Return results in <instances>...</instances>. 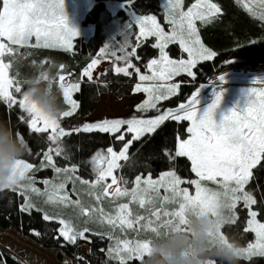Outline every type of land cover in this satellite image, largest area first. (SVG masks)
I'll return each mask as SVG.
<instances>
[{
  "label": "snow or ice",
  "instance_id": "1",
  "mask_svg": "<svg viewBox=\"0 0 264 264\" xmlns=\"http://www.w3.org/2000/svg\"><path fill=\"white\" fill-rule=\"evenodd\" d=\"M127 2L131 4L132 0ZM239 2L252 15H257V5L254 0H239ZM166 3L171 25L170 33L163 30L156 16H138L136 25L139 30L132 51L127 50L129 45L125 42L115 50L110 51L106 46L100 52L101 58L110 55L116 61L125 62V67L114 69L116 73L131 76L132 72L129 69H133L138 74L141 83L136 84L134 90L146 93L147 98L137 105V110L147 112L154 109L160 113L156 117L103 119L84 123L80 127L66 131L61 127L60 121L61 118L72 117L79 108L78 101L73 99V93L80 90L79 83L67 82L66 75H59L58 85L68 109L63 110L58 119L43 115L37 109L36 103L30 99L29 94L22 91L21 81L16 75H10L12 61L6 63L4 58L20 55L19 48L25 46L63 48L65 51H71L74 47V38L79 33L68 24L64 0H0V101L9 108L20 109L22 114L19 120L27 122L32 131L48 133L46 139L49 146L47 151L42 153L46 163H42L41 167H51L57 174L70 171L56 167L53 160V155L60 156L64 152L63 137L74 132H100L110 134L116 141L123 143L119 152L108 147L106 152H98L93 157L96 172V181L93 186L102 185L101 194L95 195L94 198L100 201L102 196H111L113 200L119 197H130L129 202L116 205L114 214L105 213L103 208L80 207L81 215L91 219L93 214H98V222L106 223L111 227V232L95 233V235L107 236L113 241V244L109 246L108 255L116 261V264H129L130 261L142 264L144 254L151 244L150 239H121L114 234L117 229L121 233L127 230L139 232L143 229L158 235L159 229L165 225L173 223L184 225L190 207L198 206L201 210L215 211L222 202L226 203L230 209L231 224L236 223L237 216L234 210L240 202L249 209V219L244 231L254 232L256 240L240 249L243 257L251 260L254 256H264V223L259 222L256 219L257 212L251 210L257 203L256 198L251 192L245 191V186L253 177L252 170L264 161V88L249 89L246 105L243 108L237 105L220 122L214 118L215 109L222 99V94L219 93L215 103L203 115L198 114V100L195 95L175 109L161 111L158 107L160 102L178 94L181 87L179 83H170V81L182 73L194 77L193 69L200 61L212 60L216 56L214 51L206 48L201 42L196 22L211 23L221 12L220 6L212 0H196L186 12L178 11L182 0H166ZM258 8V18L264 22V0H259ZM33 37L36 43L30 44ZM149 37L156 38L154 47L159 49L160 55L159 59L151 60L146 66L151 71V75L140 74V69L131 62V58L140 59L136 55V48ZM5 39L8 43L4 42ZM170 43H178L188 59L170 58L165 51ZM101 58L91 60V63L83 69L81 79L85 77L92 79L93 69L100 63ZM64 68L63 64L59 65L60 72H63ZM168 120L190 122L187 132L191 135L188 139L177 138L175 153L169 152L168 155L170 159L176 156L187 157L191 161V171L197 179L183 180L175 171L164 172L156 180L151 175L143 179L137 175L134 181L135 187L128 189L124 186L127 181L122 176L118 178L114 175V171L121 167L119 162L128 160L127 153L133 141L156 132L157 128ZM14 134L19 136L17 132ZM129 135L131 139L126 140V136ZM20 138L23 140L22 137ZM17 167L20 174L26 175L29 179V183L22 186L21 191L31 189L33 192H39V189L32 187L33 178L28 175L34 170L33 165L21 159L17 161ZM71 171L74 172L75 168L73 167ZM108 178H111V183H106ZM203 181L213 182L219 190L204 187ZM43 183L49 185L51 182L45 180ZM82 183L86 184L87 181ZM185 183L195 186L194 195L189 194L188 188L180 187ZM51 188L52 192L47 196V202L79 205V201H71L67 194L60 195L65 188L63 182L52 184ZM161 188L170 195L160 197ZM158 197L161 200L160 207L155 206ZM168 202L175 203L177 207L171 211L167 210L165 204ZM132 203L138 204L141 209L151 205L147 208L149 215H134L130 207ZM33 207L31 202H26L21 206V211L30 213ZM43 220L57 222L60 225L57 229L58 238L62 237L67 243L74 245L78 238L88 239L85 236V233L90 232L88 227L79 229L69 220L47 212L44 213ZM35 234L39 235L38 232ZM0 264H7L3 253H0Z\"/></svg>",
  "mask_w": 264,
  "mask_h": 264
},
{
  "label": "trees",
  "instance_id": "2",
  "mask_svg": "<svg viewBox=\"0 0 264 264\" xmlns=\"http://www.w3.org/2000/svg\"><path fill=\"white\" fill-rule=\"evenodd\" d=\"M107 1L128 3L127 0H95L93 5L87 10L83 23L93 25L94 29L90 36H79L74 39V47L71 51L63 48H43L25 46L19 48L20 56H5L6 63L12 61L13 67L10 69L11 75H16L21 81L22 91H26L27 85L23 83L33 75L32 62L35 61L48 67L54 64L59 69V65L65 66L59 75L68 76L72 81H79L80 90L74 93V99L78 101L79 108L72 117L61 118V127L70 131L74 127H80L84 123L94 122L111 117H101L96 119H86L76 121L79 116L87 117L95 109L94 103L99 100L103 93L112 92L118 100L125 96H132L138 80L137 73L131 76L123 73H116L113 64L125 65L123 61H116L114 57L111 64L106 67L105 72L100 74L98 80L81 79L83 69L92 59L101 57V50L106 46L109 50H115L128 42L127 50L132 51L136 44V34L138 26L131 19L125 9H118L116 12L108 8ZM196 0H182L184 8H189ZM220 6L221 12L208 24L200 21L196 22L198 33L203 43L216 56L212 60L200 61L194 68V77L181 74L177 77L181 85L178 94L166 101L160 102L158 107L161 111L169 107H176L182 101L187 100L200 86L210 77L221 73L228 65H239L253 69L260 68L264 64V22L260 21L259 0H255L257 5V15H252L242 6L239 0H212ZM131 10L136 14L155 15L159 22L166 23L167 13L162 0H132L129 4ZM157 40L149 37L136 48V55L140 57L136 60L131 58V62L140 69V72H148L147 64L159 56V49L154 47ZM8 43V42H7ZM34 44V43H32ZM16 47V46H13ZM168 50L172 56L181 57L186 55L178 43H170ZM118 55L120 53H117ZM144 100V95L130 98V111L121 116H113L116 119H130L133 116L144 115L153 116L159 114L156 110L140 112L137 110ZM63 110L68 106L60 97ZM22 114L18 108H9L0 101V121L12 126L14 132L28 145V151L24 154L23 160L33 164L32 171L41 176L52 177L54 170L51 167H41L44 163L43 152L47 151L48 133H36L32 131L27 122L19 120ZM189 121H165L156 132L141 137L138 141H133L128 150V160L121 161L118 169L119 177H123L130 189L135 181V177L151 175L158 177L166 171H175L183 180H192L195 174L191 171V161L187 157L176 156L170 159L168 153L174 154L176 151L177 138L185 139L189 133L187 128ZM131 136H126V140ZM64 152L60 156L53 155L55 165L64 168L76 166L77 173L85 179H94L96 172L93 169L92 158L98 151H104L108 147L120 150L123 143L116 141L112 135L100 132H74L62 138ZM35 169H39L38 171ZM253 177L245 186L256 198L257 203L252 208L257 212V218L264 223V161L252 170ZM42 185V182H39ZM187 183H185L186 185ZM25 196L18 190H0V229L13 228L16 232L31 238L34 242L44 248L57 249V260L63 261L65 257L74 258L79 264H116V261L108 255L109 246L113 244L107 236L95 235V233H108V225L90 221L88 216L81 215L72 218L74 226L79 229L88 227L90 237L89 252L82 248L79 238L76 244H70L60 237L57 229L60 225L55 221H44L43 212L32 209L30 213L22 212L21 206L24 204ZM91 202L93 200L91 199ZM90 205L87 204L86 207ZM249 209L243 203L237 207V220L235 224H228L224 232L232 238L238 240L241 246H247L255 240L254 232H245L247 227ZM79 219V220H78ZM38 232L39 235L35 233ZM115 235L121 239H133L135 236L140 239L149 237L147 232L127 230L121 233L116 230ZM4 247H8L4 245ZM0 246V253L4 254L7 264H26L21 259ZM83 259H80V258ZM129 264H139L137 261H130ZM240 264H264V256H254L251 260L242 258Z\"/></svg>",
  "mask_w": 264,
  "mask_h": 264
},
{
  "label": "rangeland",
  "instance_id": "3",
  "mask_svg": "<svg viewBox=\"0 0 264 264\" xmlns=\"http://www.w3.org/2000/svg\"><path fill=\"white\" fill-rule=\"evenodd\" d=\"M94 2H95V0H64L65 13L67 16L68 24L70 27L75 28L79 33L76 37H79V36L88 37L92 34L94 26L93 25H85L83 23V20H84V17H85L87 10L93 5ZM254 2H255V0H254ZM162 3H163V6L166 10V13H167L166 23L165 24L161 23V22H159L158 18L157 17L156 18H157L158 23L163 28V30L166 33H170L171 32V25L169 23V15H168V10H167L168 6L166 3V0H162ZM107 5H108V8L113 12H116L118 9H121V8L125 9L127 11V13L129 14V16L131 17V19L135 23L137 21L138 16H141V15L136 14L133 10L130 9L129 3L107 1ZM189 8H184L183 5H181V8L178 11L186 12ZM145 16H150V15H145ZM199 37H200V35H199ZM200 40L203 43L201 37H200ZM4 42L7 43L8 41L5 39ZM32 43H34V44L36 43L35 37H33L32 40L30 41V44H32ZM73 43H74V41H73ZM204 46L206 48H208L205 44H204ZM165 51L168 52L170 58H172V59H181V58L188 59L187 54L184 56H181L179 58L172 56L170 51L168 50V47L165 49ZM159 55H160V53H159ZM95 59H97V58H95ZM154 59H159V56L154 58ZM111 62H112L111 59L108 57L101 58L100 63L93 69L91 80H98L100 77V74L105 72L106 67L109 64H111ZM125 66H126V64L125 65H118L116 63L113 64L114 69L116 67H125ZM129 71L132 73L135 72L133 69H129ZM193 71H194V69H193ZM140 74L151 75V71L149 70L148 72H145V73L140 72ZM182 74H186V73H182ZM137 76H138V74H137ZM177 77H174L173 80L170 81V83H179V81L177 80ZM85 79H88V78L85 77ZM66 81L71 82V83H79V81H72L68 76H66ZM254 81H256V82L254 83ZM261 81H264V64L261 65V67L257 68V69H253V68H249V67H243V66H239V65H228L226 68H224V70L221 73H218V74L210 77L205 83L201 84V86L188 99H190L193 95L196 96V98L198 100V104H197L198 114L203 115L207 111V109L213 103H215L217 94L218 93L222 94V99H221L219 105L216 107L215 112H214V118L217 120V122H220L223 119V117L225 115L229 114L233 108L237 107V105H239V107H241V108H243L246 105L247 100H248L247 93H248L249 89H251V88H256V89L264 88V83H261ZM138 83H141L139 81V77H138L136 84H138ZM139 95H144V100L147 98L146 93L136 92V91H134L132 96H125V97L118 99V100L114 97V94L112 92L103 93L100 96L99 100L94 103L95 109L89 116H87V117L79 116L76 119H74L73 121L74 122L84 121L88 118L93 119V120L94 119L97 120L98 118H101V117H111V118H106V119H116L113 116H121V115L128 113L131 110L129 107L130 98L135 97V96H139ZM73 99H74V93H73ZM187 100L182 101L181 103H186ZM178 106L169 107L167 109H175ZM159 114H157V115H159ZM157 115H153V116L144 115V116H141L138 118L149 119V118H154ZM98 121H101V120H98ZM94 122H97V121H94ZM87 123H93V122H87ZM189 126H190V122H189ZM190 135L191 134L189 133L188 137L185 139H188ZM106 150L107 149H105L104 151H98V152H106ZM113 150L119 152L121 149L120 150L113 149ZM127 155H128V153H127ZM24 161L26 163L31 164L30 162H28L26 160H24ZM121 161L119 162L120 164H121ZM44 163H46V162L44 161ZM92 165H93V169H94L93 158H92ZM56 167H58V166H56ZM73 167L75 168L74 172L71 171V169H73ZM42 168H44V167H42ZM58 168H60V167H58ZM61 169H69L70 171L68 173L61 172V173L57 174L55 172V170L53 169L54 170L53 176L49 177V178H48V176H41V175L37 174V172L30 171L28 173V175L33 178L32 187L37 188L40 191L39 192H33L31 189H28L27 191H21V189H18V191L23 193L25 196L24 204L26 202H31V204L34 205V207L32 209H42L43 214L45 212H47L50 215H53V214L59 215L62 218L69 220L73 224V222L71 221L72 218H78L81 216L80 207L103 208L105 213H113L114 214V209H115L116 205H118L120 203H128L129 202L130 197H119V198H116L115 200H113L111 196H109V197H103L102 196L100 201H96L94 198L95 195H100L101 190H102L101 184H95V186H93L94 182L96 181V177L94 179L82 178L77 173V171H76L77 167L76 166L64 167ZM118 169H116L114 171V175H116L119 178ZM166 172H169V171H166ZM161 174L158 177H155V178L152 177V178L154 180L159 179ZM146 177L147 176H144V177H142V179L146 178ZM193 179H197L196 175ZM45 180L50 181L51 183L49 185H45L43 183V181H45ZM40 181L42 182V185L39 184ZM83 181H87V183L86 184L82 183ZM62 182L65 184V188L63 191L60 192V195L67 194V196L70 198L71 201H79L80 202L79 205L47 202V196L49 194H51V192H52L51 185L52 184H59ZM106 183H111V178H108ZM202 185L204 187L211 188L212 190H219L218 186L215 185L213 182L203 181ZM133 187H135V183L133 184V186L131 188H133ZM141 187H143V185H141ZM180 187L181 188H188L190 195L195 194V186L194 185L181 184ZM245 191H248L246 189V187H245ZM89 193H91L92 195H90ZM164 195H170V193H167L164 188H161L159 196L163 197ZM91 199L93 200V202H91ZM240 203H243V202H240ZM87 204H89L90 206L86 207ZM160 204H161V200L158 197V198H156L155 206L160 207ZM238 205H237V207H238ZM130 207L133 209L134 215L148 216L149 212L147 211V208L151 207V205H147L145 209H141L138 204L132 203V204H130ZM176 207H177V205L173 202H168L167 204H165V208L169 211L174 210ZM237 207L234 210L236 215H237ZM251 210L255 211L253 208ZM256 219L258 220L257 217H256ZM90 221H94V222L99 223L98 222V214H93ZM261 223H263V222H261ZM103 224L105 225L106 223H103ZM137 227H139V226H137ZM110 228L111 227L109 226V229ZM139 231L147 232L149 237H146V239H150L153 235V233H151L150 231H144L143 229H140ZM85 236L88 237V239H79V240L82 243V248L85 251L89 252L90 237L86 233H85ZM133 239H140V237L135 236ZM255 240H256V236H255ZM255 240L253 242H255ZM253 242H251V243H253ZM4 245H6L8 247H4ZM0 246L4 247L6 250H8L10 253L15 255L19 259L24 260L26 262V264H28V263L29 264H64V262L66 260L70 261V264H79L76 259L69 258V257H65V259L63 261L57 260V257H56L57 249H55V248H44L41 245L34 242L31 238L16 232V230L13 228L0 229ZM242 247H247V246H242Z\"/></svg>",
  "mask_w": 264,
  "mask_h": 264
},
{
  "label": "clouds",
  "instance_id": "4",
  "mask_svg": "<svg viewBox=\"0 0 264 264\" xmlns=\"http://www.w3.org/2000/svg\"><path fill=\"white\" fill-rule=\"evenodd\" d=\"M32 67L33 75L25 83L26 92L43 115L58 119L63 111L59 69L54 64L44 67L35 61ZM27 151L26 142L14 134L8 123L0 121V190L14 191L29 183L17 167V161ZM230 217V209L224 202L215 211L190 207L184 225L168 224L159 229L158 235H152L142 264H240L243 247L224 232Z\"/></svg>",
  "mask_w": 264,
  "mask_h": 264
},
{
  "label": "crops",
  "instance_id": "5",
  "mask_svg": "<svg viewBox=\"0 0 264 264\" xmlns=\"http://www.w3.org/2000/svg\"><path fill=\"white\" fill-rule=\"evenodd\" d=\"M9 72H10V70H9ZM11 75V74H10ZM22 261H24V260H22ZM25 262V261H24ZM26 263V262H25ZM29 264V263H28Z\"/></svg>",
  "mask_w": 264,
  "mask_h": 264
}]
</instances>
